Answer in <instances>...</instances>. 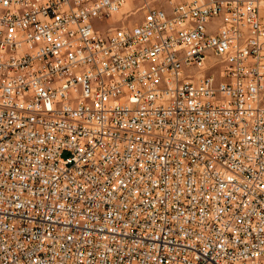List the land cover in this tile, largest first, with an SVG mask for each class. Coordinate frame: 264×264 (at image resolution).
Returning a JSON list of instances; mask_svg holds the SVG:
<instances>
[{"label": "built area", "instance_id": "1", "mask_svg": "<svg viewBox=\"0 0 264 264\" xmlns=\"http://www.w3.org/2000/svg\"><path fill=\"white\" fill-rule=\"evenodd\" d=\"M0 264H264V0H0Z\"/></svg>", "mask_w": 264, "mask_h": 264}]
</instances>
